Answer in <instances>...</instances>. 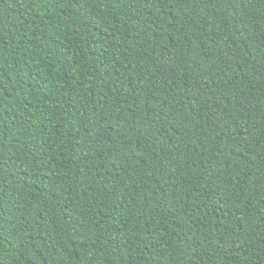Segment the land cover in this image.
I'll list each match as a JSON object with an SVG mask.
<instances>
[{
  "label": "trees",
  "instance_id": "obj_1",
  "mask_svg": "<svg viewBox=\"0 0 264 264\" xmlns=\"http://www.w3.org/2000/svg\"><path fill=\"white\" fill-rule=\"evenodd\" d=\"M0 264H264V0H0Z\"/></svg>",
  "mask_w": 264,
  "mask_h": 264
}]
</instances>
